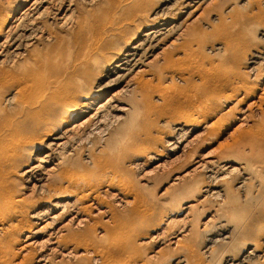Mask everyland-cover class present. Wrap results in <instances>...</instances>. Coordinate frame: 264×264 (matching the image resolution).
Masks as SVG:
<instances>
[{"label": "bare ground", "instance_id": "6f19581e", "mask_svg": "<svg viewBox=\"0 0 264 264\" xmlns=\"http://www.w3.org/2000/svg\"><path fill=\"white\" fill-rule=\"evenodd\" d=\"M82 1L91 4L95 0H11V6L2 14L0 13V76L4 78V82L2 81L4 84L0 86V221L15 219V223H9V225L11 229L16 230L14 236H7L8 244L5 243V245L0 241V253L6 259L2 264H13L12 260L16 255L15 245L20 241L21 235L25 237L26 245L35 243L41 238L42 243L45 241L46 247L48 245L49 253L38 255L37 264H58L55 260L57 253L62 257L73 254L80 256L74 264H129L125 260L121 261V257L138 252L134 236L139 233V230L146 229L149 232H156L164 227L163 219L160 217L149 224L141 223L133 232H130V227L126 226L127 223L122 220L114 204L105 200L107 197L105 194L102 195V192L113 191L114 196L115 194L120 195L122 202L128 204L129 201L125 198L131 195L132 189L129 186L115 183V177L109 170H105L101 178L88 172L84 173L83 170L88 168L89 163H93L96 167L99 166L100 157L97 158L98 155L94 154L93 150L83 152L84 146L80 149L79 143L85 137L87 139L88 136H84L87 133L88 138L94 136L97 142L101 143L98 145L101 149L97 152L104 148H110L113 151L114 148L120 149L125 145L123 139L116 135L122 128V125L118 123L134 111L135 100H132L130 104L125 99L117 98L118 91H112L120 86L119 91H133L134 99L137 96L136 93L140 96L144 94V103L149 108L152 105L165 106L166 102L173 101L170 96L172 94H166L158 89L148 91L144 75L151 71L156 49L168 39L180 35L179 31L187 24V20L191 19L192 14L208 0L158 1L154 11L150 14L151 18L148 15L146 23L141 22L137 26L138 30L132 32L130 38H127L123 45L108 57L106 64L102 67L96 60L100 58L101 51L107 42L104 39L108 36L106 34L108 32L103 31L91 33L86 38L84 47L76 50V56L82 57L79 62L73 59V51L70 54L69 50L60 48V53L56 55V58L63 54H69L72 57L67 66L58 63L61 70L65 72L64 74L51 77L47 75L48 72L45 73L53 66L50 57L54 54L48 52L43 60L41 56H36L39 60L28 66V74L20 75L17 79L9 78L6 75L8 66L26 51L38 45H45L46 49H50V43L46 41L50 42L57 38L54 27L71 24L77 3ZM182 13L185 14L183 19L184 14ZM46 18H51L52 21L41 22ZM76 33L74 38L81 36L80 33L87 36L89 31L85 27L82 31L78 29ZM114 34L116 33L112 32V35ZM74 42L79 43L76 39ZM164 54L163 60L166 64L170 63L167 67L174 68L171 64L175 63L172 62L173 51H165ZM89 63H94L99 69L89 66ZM82 82L85 84L83 87ZM5 83H9L10 86ZM255 87H257L256 82L246 91L243 98L236 100L233 105H239L244 99L253 97ZM155 92L159 94V99L153 101L152 95ZM237 92L231 90L214 100L210 98L202 100L201 96L186 94L181 95L177 102L181 103L185 100L189 101L188 105H200L198 108L200 111H206L212 116L221 105H227ZM35 93L36 96H34ZM263 95L264 87L259 98L247 104V107L257 105V101L262 99ZM170 103L167 106H170ZM176 105L180 104L176 103ZM169 108H172V105ZM177 108L182 107L177 106ZM244 117L242 119H245ZM181 119L174 117L169 121L172 129L164 133L163 139L168 144L169 151L184 154L186 151V159L190 161L197 157V150L194 149L196 144H194V139L197 137L194 133L199 122L194 119ZM224 122L222 119L207 122L203 129L212 127V130L214 124L223 125ZM113 125L117 126L114 128ZM149 127L153 130L152 126ZM212 135L213 133L210 136ZM254 136L257 135L249 130V139L264 148V134L257 136L259 141H256ZM149 145L152 146L145 149L147 152L153 150L156 142ZM32 148L39 149L41 155H37L38 152H28ZM258 163L262 165L264 161ZM195 164L196 166L186 171L185 174L176 176L173 183H180L183 177L193 175L197 169H200L206 177L202 178V183L208 187L205 192L227 203L225 198H221L224 188L218 182L225 180L230 173L228 162L220 157L204 154L195 161ZM256 164L257 162L253 164L247 162L244 165L241 163L245 174L238 179L240 185H244L247 179H258L257 173L260 170L255 168ZM20 168L22 176L20 178L29 187L32 185L33 188L30 189H33V192L34 190L37 194L39 192L38 196L34 192L35 200H28L27 196L21 197L20 195V198H17L14 193L15 188L8 185L9 173L11 176L13 174L16 176ZM246 169H250L251 174L255 175L250 178ZM13 176L12 182L19 184L20 182H16L17 179L14 180L16 177L13 178ZM200 187V185L188 186L176 192L173 202L180 208V204L187 201L188 197H192L196 188ZM229 197L230 195L227 196ZM110 198L108 197V200ZM136 199L134 196L133 203ZM196 204L190 201L182 206V209L189 213L196 207ZM94 207L104 208L102 214L107 219L105 221L94 220L93 227H89L87 225L88 216L96 213L91 212ZM100 212L101 210H98L97 213ZM235 214L236 211L233 210L232 216ZM225 219H222L223 226H220L218 235L206 237L209 243L230 242L233 236L238 235L240 229L246 225L243 217L241 223L238 220L234 222L231 218ZM192 223L195 222L192 221ZM194 226L196 224H192L191 227L192 240H195L199 232ZM98 228L100 229L99 235L96 234ZM189 230L186 227L177 231L181 236H176V240L180 241ZM168 231L165 233L171 235V231ZM202 231H205L208 236L212 232L208 226L206 230L202 229L201 233ZM24 232L27 233L24 234ZM155 236H153L154 239ZM254 240L255 243L245 251L243 250L236 260L227 261L226 264H247L257 261L254 259L258 257H264V224L257 227ZM243 244L246 245V242ZM189 246L191 254L178 257L175 264L196 262V258L201 255L198 249L188 242L183 243L181 247L188 249ZM207 248H210L209 244ZM7 249L9 251H6ZM206 249L204 252L208 251ZM71 262L69 264H72ZM148 262L149 259L142 264H148Z\"/></svg>", "mask_w": 264, "mask_h": 264}, {"label": "rangeland", "instance_id": "374dc122", "mask_svg": "<svg viewBox=\"0 0 264 264\" xmlns=\"http://www.w3.org/2000/svg\"><path fill=\"white\" fill-rule=\"evenodd\" d=\"M10 1L0 0L1 14L11 6ZM158 1L160 0H95L91 4L83 1L78 2L72 23L54 27L57 38L50 42L46 41V43H50V49H46L45 45H38L26 51L24 55L18 57L8 66L6 75L11 79H17L20 75L28 74V66L39 60L36 56H41L40 58L43 60L48 52L54 54L50 57L53 66L45 73L48 72L47 75L51 77L64 74L65 72L61 70L58 63L67 66L72 57L79 62L82 57L76 56V50L84 47L85 40L91 33L103 31L108 32L106 33L108 36L104 39L107 42L101 51L100 58L96 60L102 67L106 64L108 57L123 45L127 38H130L132 32L138 30L137 26L141 22L146 23L148 15L150 16L154 11ZM184 17L185 14L182 19ZM45 20L52 21L51 18H46L41 22ZM85 27L89 31L88 35L83 36V33H80L81 36L74 38L77 34L76 31L78 29L82 31ZM112 32L116 34L112 35ZM179 32L180 35H176L177 38L175 36V38L168 39L156 49L151 71L144 75L148 91L158 89L166 94H172L170 96L173 101L166 102L167 105L170 103L172 108H169L171 105H152L149 108L144 103V94L140 96L136 93L137 96L134 99L133 91H119L120 86L112 91H118L117 98L125 99L130 104H132V100H135L134 111L118 123L122 125V128L116 135L123 139L125 145L120 149L114 148L113 151L110 148H104L97 152L101 149L98 147L101 143H98L94 136L88 138L87 133L84 135L88 136L87 139H85L86 137L83 139L84 143L83 140L79 143L80 149L83 148L81 146H84L83 152L93 150L94 154L98 155L97 158L100 157L99 166L96 167L93 163H89L88 168L83 170L84 173L88 172L101 178L104 176L105 170H109L115 177V183L129 186L132 189L131 195L125 198L129 201L128 204L122 202L120 195L115 194L114 196L113 191L102 192V195L105 194L107 197H104L105 200L114 204L113 206L121 215L122 220L127 223L126 226L130 227V232H133L141 223L149 224L152 220L160 217L163 219L164 227L162 229L156 232L141 229L134 236L138 252L121 257V261L125 260L129 264H142L147 259H149L148 264H175L178 257L190 255L192 252L190 246L188 249L181 247L185 242L193 244L201 254L196 258L194 264L233 262L243 250L245 251L255 243V231L259 225L264 224V164L259 165L258 163L264 161V148L260 144H255L248 137L249 130H252L257 136L264 134V95L257 101V105H248L247 107V104L259 98L264 87V0H208L192 14L191 19L187 20V24ZM74 39L79 43L76 44ZM60 48L69 50L70 54L73 51L72 57L69 54H63L56 58V55L60 53ZM165 51H173L172 62L175 63L171 64L174 65V68L167 67L170 63L166 64L163 60ZM88 65L99 69L94 63ZM260 73L263 74L259 75ZM2 81L4 82V78L0 76V86L4 84ZM255 82L257 83V87L254 89L255 95L244 99L239 105H233L236 100L243 98L246 91ZM5 84L10 86L9 83ZM84 85L82 82L81 86ZM231 90L238 92L227 105H221L220 109L212 116L208 115L206 111H200L198 109L200 105H188L189 101L185 100L181 103L177 102L181 95L186 94L201 96L202 100L208 98L214 100ZM158 96V93H153L152 100L159 99ZM176 103L180 105H176ZM177 106L182 108H177ZM156 110L158 112H155ZM174 117L194 119L199 122L194 133L197 137L194 139L197 157L193 160L186 159V151H184L185 154L169 151V146L163 139L164 133L172 129L169 121ZM219 119L225 121L223 125L214 124L212 130V127L203 129L207 122H216ZM58 122L61 121L58 120ZM116 126L113 125L114 128ZM149 126H152L153 130ZM211 133H213L212 136H210ZM84 136L81 135V137ZM257 136L254 138L259 141ZM153 142H156V146L152 151L147 152L145 149L152 146L149 144ZM260 151H262L261 154L257 156ZM28 152H38L37 155H41L39 149L32 148ZM204 154L220 157L230 165L228 168L230 173L226 179L218 182L224 188L221 198H225L227 203H223L220 199L205 192L208 187L202 183V178L206 177L200 172V169H197L193 175L183 177L179 181L180 183H173L176 176L183 175L195 167V161ZM247 162L250 164L257 162L255 168L260 170L257 173L259 177L257 180L247 179L244 185H240L238 179L245 174L241 163L244 165ZM259 166L260 168H258ZM246 170L250 178L255 175L251 174L250 169ZM18 172L15 174L16 176H13L14 174L12 176L16 177L14 180L17 179L16 182L20 183H13L9 173L8 185L15 188L16 191L13 192L17 198H20V195L21 197L27 196L28 200H35L39 192L37 194V191L34 190L35 196L33 189H30L33 188L32 185L29 187L20 178L22 177L21 168ZM197 185L201 187L196 188L194 195L182 202L180 208L173 202L176 192L182 191L188 186ZM30 192L31 194H29ZM108 193L112 194L111 198ZM229 195L230 197L227 198ZM134 196L137 198L135 203H133ZM190 201L197 204L192 211L187 213V210L184 211L182 206ZM98 210L101 212L97 213ZM102 210H104L102 207L93 208L91 212L96 213L88 216L87 225L89 227L95 223L94 220L105 221L107 219L102 214ZM233 210L236 211L234 216H232ZM197 213L198 215H196ZM222 215L226 218L225 220L231 218L234 219V222L238 220L240 223L243 217L246 225L240 229L238 235L233 236L230 242L209 243L206 239L218 235L220 226H223ZM9 223H15V219L0 221V241L3 244H8L7 236H14L16 231L11 229ZM192 224H196L194 228L199 231L195 240H192L191 235ZM207 226L212 231L209 236L205 231L201 233V230H206ZM186 227L190 229L188 234L177 241L176 236H181L177 231ZM166 229L171 231V235L165 233ZM99 231L98 228L96 234L99 235ZM147 232L148 234L145 235ZM26 233L24 232V234ZM156 234L159 235L158 238ZM24 240L25 237L21 235L20 241L15 245L16 255L12 260L13 264H37L38 255L49 253V247L48 245L46 247L45 241L44 244L42 243V238L36 241V244L30 245H26ZM244 242L246 245L243 244ZM207 244L210 248H207ZM22 246L23 248H21ZM205 249L208 251L204 252ZM55 255H57L55 260L58 261L56 262L58 264H69L70 261L74 264L80 257L75 254L69 255L70 257H62L58 253ZM1 257L0 253V264L6 260L5 257ZM254 260L257 261L247 264H264V257Z\"/></svg>", "mask_w": 264, "mask_h": 264}]
</instances>
